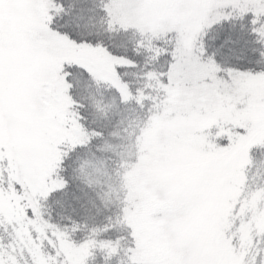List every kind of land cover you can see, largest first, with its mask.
Returning a JSON list of instances; mask_svg holds the SVG:
<instances>
[{
    "label": "snow or ice",
    "instance_id": "snow-or-ice-1",
    "mask_svg": "<svg viewBox=\"0 0 264 264\" xmlns=\"http://www.w3.org/2000/svg\"><path fill=\"white\" fill-rule=\"evenodd\" d=\"M0 264H264V0H0Z\"/></svg>",
    "mask_w": 264,
    "mask_h": 264
}]
</instances>
